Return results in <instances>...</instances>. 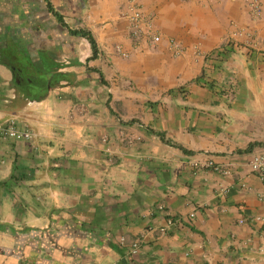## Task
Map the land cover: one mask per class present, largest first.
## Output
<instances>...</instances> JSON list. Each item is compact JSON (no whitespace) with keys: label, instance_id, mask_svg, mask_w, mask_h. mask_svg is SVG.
Here are the masks:
<instances>
[{"label":"crops","instance_id":"1","mask_svg":"<svg viewBox=\"0 0 264 264\" xmlns=\"http://www.w3.org/2000/svg\"><path fill=\"white\" fill-rule=\"evenodd\" d=\"M261 1L0 0V264H264Z\"/></svg>","mask_w":264,"mask_h":264},{"label":"built area","instance_id":"2","mask_svg":"<svg viewBox=\"0 0 264 264\" xmlns=\"http://www.w3.org/2000/svg\"><path fill=\"white\" fill-rule=\"evenodd\" d=\"M249 3V12L253 18H257L262 13V1L261 0H247ZM129 19L133 24V33L135 35L139 34H151L153 37V41L157 42L160 41V36L153 35L151 33L152 25L150 24L151 19L147 18L145 13L142 10V7L136 2V0H129ZM142 26H145L146 29H143ZM0 136L16 139V140H24V139H32L33 134L28 130H23L18 128L17 122L15 119L7 120V122H0ZM210 167L214 171L223 172L224 174H229V170L225 167H221L215 165L214 163L210 162ZM249 166L251 171L257 175L258 177L264 179V148L259 149L258 151L252 154V157L249 161ZM193 215V213H192ZM175 221L172 219L168 220V224H174ZM141 241L137 240L133 242L131 247L132 254L138 253L141 248ZM261 252L264 253V243L261 245L260 248Z\"/></svg>","mask_w":264,"mask_h":264},{"label":"trees","instance_id":"3","mask_svg":"<svg viewBox=\"0 0 264 264\" xmlns=\"http://www.w3.org/2000/svg\"><path fill=\"white\" fill-rule=\"evenodd\" d=\"M83 35H85L89 40H90V43L92 45V48H93V51H94V54H93V57L97 54V45H96V41L95 39L93 38V36L89 33V32H86V31H83L82 32ZM184 149V148H182ZM251 149V145L248 147V151ZM186 152H189L188 150L184 149Z\"/></svg>","mask_w":264,"mask_h":264}]
</instances>
